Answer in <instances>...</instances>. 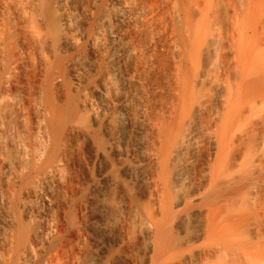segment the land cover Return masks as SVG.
I'll use <instances>...</instances> for the list:
<instances>
[{"label": "bare ground", "instance_id": "6f19581e", "mask_svg": "<svg viewBox=\"0 0 264 264\" xmlns=\"http://www.w3.org/2000/svg\"><path fill=\"white\" fill-rule=\"evenodd\" d=\"M116 261L264 264V0H0V264Z\"/></svg>", "mask_w": 264, "mask_h": 264}, {"label": "rangeland", "instance_id": "374dc122", "mask_svg": "<svg viewBox=\"0 0 264 264\" xmlns=\"http://www.w3.org/2000/svg\"><path fill=\"white\" fill-rule=\"evenodd\" d=\"M109 191H107V194L105 193V197H104V201H102V203H100L99 205H101V206H103V203H104V207H106V209H108L107 210V221H110L109 222V224H111L112 223V225L111 226H113V224H114V221H115V219L114 218H117V211H118V208H117V205L115 204V196H113V193H111V192H109ZM111 193V194H110ZM109 196V197H108ZM108 199V200H107ZM110 200V201H109ZM107 204V205H106ZM110 204V205H109ZM112 204V205H111ZM114 205V206H113ZM95 211V207H93L92 208V210H91V212L93 213ZM113 212V213H112ZM112 217V218H111ZM113 219V220H111V219ZM97 228H95V229H93V236H97L98 235V233H99V238H102V239H104L105 237V239L104 240H106V239H108V238H110L111 237V235H106V234H109V232H107V231H105V232H103V233H100V231H97L96 230ZM95 230L97 231L96 233L97 234H95ZM107 236H108V238H107ZM110 236V237H109ZM115 264H121L119 261H116V263Z\"/></svg>", "mask_w": 264, "mask_h": 264}]
</instances>
